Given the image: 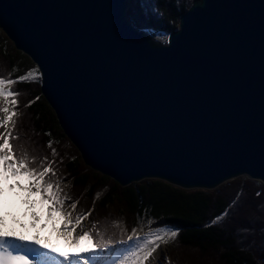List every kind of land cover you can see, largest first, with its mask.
<instances>
[{"label": "water", "instance_id": "obj_1", "mask_svg": "<svg viewBox=\"0 0 264 264\" xmlns=\"http://www.w3.org/2000/svg\"><path fill=\"white\" fill-rule=\"evenodd\" d=\"M127 0H0L82 163L126 187L264 185V0H194L163 42Z\"/></svg>", "mask_w": 264, "mask_h": 264}, {"label": "trees", "instance_id": "obj_2", "mask_svg": "<svg viewBox=\"0 0 264 264\" xmlns=\"http://www.w3.org/2000/svg\"><path fill=\"white\" fill-rule=\"evenodd\" d=\"M127 1L126 16L135 28L166 37L177 29L180 15L187 10L188 3L194 0ZM33 69L36 68L31 61L17 52L0 32V77L17 80ZM12 90L20 93L17 110L24 120L22 127L26 139L31 134L35 141L46 147L51 141L52 148L57 153L54 143L66 141V138L59 129L52 110L40 94L39 77L35 80L18 81L12 85ZM37 96L38 100L35 99ZM30 100L34 102L25 107ZM19 118L18 115L17 125ZM18 130L19 126L15 129L19 135ZM19 141L13 143L18 144ZM33 149L35 148L30 147V150L35 151ZM75 155L74 158L67 156L68 160H65L64 170L61 171H66L64 182L68 184V188L86 193L83 203H79L75 211L83 213L94 209L88 216L92 217L94 211L107 213L110 208L114 215H122L126 222L128 220V226L131 227L151 220L153 224L167 229L179 228L175 245L201 254L215 253L223 264L262 263L263 258H256L238 242L240 240L234 237L236 231L226 229L224 218L212 223L217 216L223 217L225 209H229V198L217 193L182 190L158 180H144L120 187L111 179L84 166L80 157ZM56 162L54 160L53 163Z\"/></svg>", "mask_w": 264, "mask_h": 264}, {"label": "snow or ice", "instance_id": "obj_3", "mask_svg": "<svg viewBox=\"0 0 264 264\" xmlns=\"http://www.w3.org/2000/svg\"><path fill=\"white\" fill-rule=\"evenodd\" d=\"M38 76L39 71L33 69L19 76L17 80L0 77V211L7 205L8 193H11L13 189H23L29 195L38 193L41 200L49 204V218L52 212L63 216L64 226L60 231L66 239L70 240L71 245L79 246L81 240L90 242L89 247L75 252L68 251L65 254L57 251L55 247L42 245L38 239L33 240L36 245L55 254L51 257L54 264H92V258L80 255L89 252L101 257L110 256V264H153L154 254L160 244L169 238L174 240L178 236L179 228L175 230L157 228L147 233L132 228L129 233L117 224L116 227L120 229L117 233L110 232L95 222L90 227H86L82 221L87 220L94 209L83 213L75 211L78 201L69 202L71 198L62 192L60 187L62 181L57 177L53 162L47 157L30 155L22 144L13 143L20 139L15 131L19 115L17 106L20 93L13 91L12 85L18 81L35 80ZM35 99L38 100L39 97ZM33 102L30 100L25 107ZM47 147L52 148L51 141L48 142ZM52 155H56L55 149H52ZM22 176L28 178L26 185L18 179ZM9 180L13 183H9ZM257 195L259 196V193ZM24 202L29 203L31 207L27 198ZM5 215L8 213L0 215V264H41L24 245L23 236L9 235L3 230ZM33 215L35 216V213ZM227 215L228 210L225 209L223 216ZM221 219V216H217L212 223L215 224ZM148 223L152 224L153 221L149 220ZM11 237H15L21 243H16L10 239Z\"/></svg>", "mask_w": 264, "mask_h": 264}, {"label": "rangeland", "instance_id": "obj_4", "mask_svg": "<svg viewBox=\"0 0 264 264\" xmlns=\"http://www.w3.org/2000/svg\"><path fill=\"white\" fill-rule=\"evenodd\" d=\"M188 2L187 0H183V2ZM192 2V1H191ZM190 2V3H191ZM188 3V6L190 5ZM188 9V8H187ZM1 32V31H0ZM2 34V33H1ZM3 35V34H2ZM152 37L159 41L163 42L165 40V36L163 35H152ZM1 72V71H0ZM39 77V76H38ZM19 136L20 141L18 144H21L26 148L30 155H36L38 157H47L49 161L57 162L53 163V166L56 170L57 177L61 179L62 183L60 185L61 190L63 193H66L67 196L71 198V201H77V206L80 205L79 203H83V196L86 195L83 191L78 189L68 188V184L65 181L66 171L61 172L64 170L63 166L66 163L65 160L69 158H74L77 154L79 156L78 151L75 147L68 141H56L54 145L57 147V153L55 156L52 155V149L54 148H47L35 141L33 135H28L29 137L26 139L25 131H23V124L24 120L23 117L19 114ZM18 129V128H17ZM29 143H28V141ZM37 140L40 141V138ZM34 141V142H32ZM21 142V143H20ZM30 147L35 148L32 151ZM40 150V152H39ZM46 150V151H45ZM56 152V151H55ZM64 154V155H63ZM80 157V156H79ZM81 159V158H80ZM60 161V162H59ZM84 165V164H83ZM85 166V165H84ZM65 176V177H64ZM18 179L21 180V183L27 184L28 178L26 176L19 177ZM253 188V189H252ZM189 191H205L209 193H217L222 194L226 198H229L230 204L232 207L228 209V215L223 216L224 218V225L227 230H234L236 231V236L238 241L241 245H244L247 250H249L256 258H263L262 263L264 264V185L258 181L250 180L248 178H236L231 181H228L221 186L217 187L214 190L206 191V190H189ZM259 193V196L257 195ZM21 193L25 195H29L23 189H21ZM31 196H35L32 199L33 205V215L34 219L37 222L42 223L45 225L46 223L49 224L50 228L54 230L55 233L61 230L64 226V218L61 214L57 212H52L51 218H49L48 214V207L49 204L47 201H42L41 197L36 194H32ZM233 201L235 203L233 204ZM114 210V209H113ZM71 211V209H70ZM92 213V217H88L87 220L82 221V223L86 227H90L93 222L97 223L102 228H107L110 232L115 231L119 232V228L116 225H120L122 228L127 229L130 233L132 228H136L138 231L142 233H147L150 230H155L157 228H164L161 226H157L156 224H149V221H145L141 224H135V226L131 227L128 226V220H126L118 216V214H113L111 209L108 208L107 213L106 211H102V213ZM105 213V214H104ZM111 213V214H110ZM117 213V212H116ZM105 224V225H104ZM51 233L52 230H51ZM62 239H65L70 244V240L66 239L64 235L61 236ZM175 239H167L166 242L161 243L157 252L154 254L153 262L154 264H223L220 260V257L215 253H206L201 254L195 250L183 248L178 245H175ZM71 245V244H70ZM90 243L88 240H81L79 246L71 245V248L74 249H83L85 247H89ZM85 256L92 255L94 258L100 257L96 253L89 252V253H82ZM87 254V255H86Z\"/></svg>", "mask_w": 264, "mask_h": 264}, {"label": "bare ground", "instance_id": "obj_5", "mask_svg": "<svg viewBox=\"0 0 264 264\" xmlns=\"http://www.w3.org/2000/svg\"><path fill=\"white\" fill-rule=\"evenodd\" d=\"M9 183H13V181L9 180ZM33 197L35 196L21 193V189H13L11 193H8V203L4 209L0 211V215H4L5 212L8 213V215L4 216L5 227L3 230L9 235L23 236L25 239L23 243L28 244L31 247L32 256L38 259L41 264H54L51 257L55 254L36 245L33 240L38 239L42 245L55 247L57 251L65 254H67L68 251L75 252L81 250L71 248L69 242L62 239L61 231L58 230V233H55L54 230L50 228L49 224L46 223L43 225L42 223L35 221L33 217ZM25 198L31 203V207L29 206V203L24 202ZM51 230L53 233H51ZM80 255L85 256L82 253ZM87 257L92 258V264H110L111 260L110 256L94 258L95 256L88 255Z\"/></svg>", "mask_w": 264, "mask_h": 264}]
</instances>
